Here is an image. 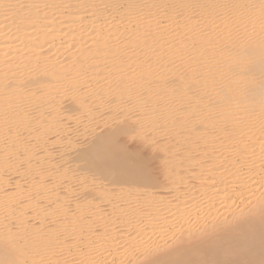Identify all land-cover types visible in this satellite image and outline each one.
I'll return each mask as SVG.
<instances>
[{"label": "bare ground", "instance_id": "1", "mask_svg": "<svg viewBox=\"0 0 264 264\" xmlns=\"http://www.w3.org/2000/svg\"><path fill=\"white\" fill-rule=\"evenodd\" d=\"M0 146V264H264V0H0Z\"/></svg>", "mask_w": 264, "mask_h": 264}, {"label": "rangeland", "instance_id": "2", "mask_svg": "<svg viewBox=\"0 0 264 264\" xmlns=\"http://www.w3.org/2000/svg\"><path fill=\"white\" fill-rule=\"evenodd\" d=\"M43 49H46V47H44ZM14 56V54L12 53V54H10L8 57H13ZM66 100V99H65ZM124 101V100H123ZM68 105V104H67ZM123 105L124 106H126V107H129V108H132L133 107V104L131 103V101H125V102H123ZM137 114L138 115V112H134L132 115H130L131 117H133V118H135L133 115L134 114ZM28 117H29V115H28ZM30 117H31V115H30ZM101 120H102V126L100 127V126H98V128H96L95 130H94V132L93 133H100V134H102V135H106L107 134V132L105 131V129L108 131V126L110 125L109 123L114 119V118H116V114H109V115H104V116H102L101 115ZM136 119V121H138V122H142V121H144V119H145V116H141V115H139L138 117H136L135 118ZM40 124V123H39ZM38 124V125H39ZM72 125L71 124H69L67 127H68V131H69V133H71L73 130H75V126H73V128L71 127ZM105 126V127H104ZM118 126V125H117ZM77 129V128H76ZM124 129V125H122V123H121V125L120 126H118L117 128H115V129H112L111 131H110V134H112V135H114V134H116V131H120V130H123ZM124 131V130H123ZM152 131L154 132V130L153 129H151V128H143V131H142V133H140L139 135H137V136H135V135H130L128 132H126V131H124L123 133H121L120 134V136H121V141H120V145H119V147H118V149L119 148H128L129 150H135L136 152H137V155L133 158V163L134 164H138V165H142V164H148V163H151L152 161H151V159L155 156V154H156V152L157 151H159V149H158V147H159V145H160V142H162L163 141V139L165 138L164 136H161V134L160 133H156L155 132V134L153 135L152 134ZM93 133H89V134H93ZM151 135H153V138H151L149 141L147 140V138L149 137V136H151ZM52 138H54V137H52ZM31 135H29V136H27L25 139H23V142H26V143H30V141H31ZM75 143H77L76 141H75ZM3 145L6 147V146H8V143H7V140H4L3 141ZM78 146H81V144H80V142H78ZM9 147V146H8ZM155 147H157V149H155ZM0 149H1V146H0ZM132 151V152H133ZM140 151V152H139ZM160 152V151H159ZM140 153V154H139ZM134 154H136L135 152H134ZM151 169H153V167H151ZM51 173V172H50ZM87 179H91V177H92V175H91V173H89V174H87ZM160 177V176H159ZM6 178H7V180L9 181V182H12L13 180H16V179H20V174H18L17 172H15V173H13V174H9V175H7L6 176ZM87 179H85L86 181H84V182H87ZM24 183L26 182L24 179L22 180ZM201 189V188H200ZM67 193V195L65 194L64 196H65V200H66V202L67 203H69V204H75V200H76V198L74 197V193L73 192H71V191H67L66 192ZM234 201H237L238 202V204H237V206H234L233 208H232V210L233 211H239V209L242 207V199L240 198V199H238V198H234ZM213 218V219H212ZM211 218V220H216L217 219V217L216 218H214V217H212ZM205 220V219H204ZM203 220V222L205 223V221ZM209 221H210V218L208 219ZM208 222V221H207ZM207 222L205 223V224H207ZM187 227H183V230H185ZM103 228H101V227H97V228H95L94 230H93V232L91 233V235L90 236H94L95 234H100V233H102L103 232V230H102ZM117 235L119 236V234H112L111 236L109 235L108 237H107V239H116V237H117ZM165 238H164V240H163V242H161V243H163V244H165V243H170L171 242V237L172 236H170V235H167V234H165V236H164ZM162 238H159L158 240L160 241ZM116 258H118L117 257V255L115 256V259ZM102 261H104V262H108V263H110V264H112V262L113 261H109V259H103Z\"/></svg>", "mask_w": 264, "mask_h": 264}]
</instances>
